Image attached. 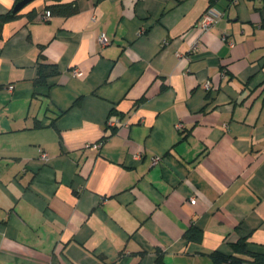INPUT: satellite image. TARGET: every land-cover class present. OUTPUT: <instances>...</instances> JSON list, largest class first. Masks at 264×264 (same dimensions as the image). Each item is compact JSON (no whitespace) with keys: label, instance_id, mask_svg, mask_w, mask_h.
<instances>
[{"label":"crops","instance_id":"crops-1","mask_svg":"<svg viewBox=\"0 0 264 264\" xmlns=\"http://www.w3.org/2000/svg\"><path fill=\"white\" fill-rule=\"evenodd\" d=\"M55 3L77 11L39 21ZM41 53L59 73L35 87ZM240 238L264 253V0H34L0 20V264H213Z\"/></svg>","mask_w":264,"mask_h":264},{"label":"trees","instance_id":"trees-1","mask_svg":"<svg viewBox=\"0 0 264 264\" xmlns=\"http://www.w3.org/2000/svg\"><path fill=\"white\" fill-rule=\"evenodd\" d=\"M19 1L20 0H17L15 5ZM46 10H48L51 13V16L59 15L63 17L71 16L77 11L75 6L69 4H57V3L47 6ZM17 14L18 12L12 13L11 10L8 14L1 15L0 20L1 21L9 20L15 17ZM28 17L33 18L34 16L28 14ZM36 66H37L36 77L33 81L35 87L47 85V79L59 73V69L57 65L54 63L46 62V59L42 53L39 55ZM183 237L189 243H199L202 240L203 233L199 228L192 225L189 227V229H187ZM231 250H232V254L230 255H225L220 252H214L211 255L213 264H243V263L264 264V253L251 251L247 246L246 238H240L235 243H232ZM156 253H157V264H163L161 261V251L158 249Z\"/></svg>","mask_w":264,"mask_h":264},{"label":"built area","instance_id":"built-area-1","mask_svg":"<svg viewBox=\"0 0 264 264\" xmlns=\"http://www.w3.org/2000/svg\"><path fill=\"white\" fill-rule=\"evenodd\" d=\"M50 17H51V13L48 10H45L39 16V21L47 22L50 19ZM219 18H220V15L214 9H208L199 18L195 29L199 30L201 32L209 31L213 28V26L216 24V22L218 21ZM99 40H100V43L102 45L106 44V40H105V37L103 35L100 36ZM222 40L224 42H226L229 46H231V47L233 46L232 42L227 41V38L225 36H223ZM197 46H198V42H195L192 45L191 49L195 50V48H197ZM70 73L73 77H78L80 75L79 70L77 68H73ZM205 88L207 90L209 89L208 84H206ZM178 127H180V126L178 125ZM100 145H101V142L94 143L91 145V149L98 150ZM38 154H39V159L42 160L43 162H46L48 160V154L45 151L39 149ZM158 161H159L158 157L153 158L152 164H156ZM195 202H196L195 198L192 197L190 199V203L195 204Z\"/></svg>","mask_w":264,"mask_h":264},{"label":"water","instance_id":"water-1","mask_svg":"<svg viewBox=\"0 0 264 264\" xmlns=\"http://www.w3.org/2000/svg\"><path fill=\"white\" fill-rule=\"evenodd\" d=\"M34 0H20L12 9V13L21 11L25 6L30 4Z\"/></svg>","mask_w":264,"mask_h":264}]
</instances>
